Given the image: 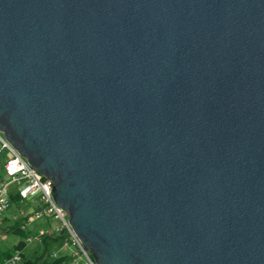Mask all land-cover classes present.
Masks as SVG:
<instances>
[{"label":"water","instance_id":"1","mask_svg":"<svg viewBox=\"0 0 264 264\" xmlns=\"http://www.w3.org/2000/svg\"><path fill=\"white\" fill-rule=\"evenodd\" d=\"M0 132L97 264H264V0H0Z\"/></svg>","mask_w":264,"mask_h":264},{"label":"built area","instance_id":"2","mask_svg":"<svg viewBox=\"0 0 264 264\" xmlns=\"http://www.w3.org/2000/svg\"><path fill=\"white\" fill-rule=\"evenodd\" d=\"M0 143L9 154L4 165L5 178L0 181V221L12 206V194L17 193L21 207L27 208L22 213L26 222L21 227L31 232L27 245L41 244L47 237H59L61 244L53 250L52 258L65 257L67 264H97L71 226L67 213L56 204L52 196L53 183L38 173L1 132ZM36 221H42V227L30 230L29 226ZM21 261L22 254L17 252L4 264H20Z\"/></svg>","mask_w":264,"mask_h":264},{"label":"rangeland","instance_id":"3","mask_svg":"<svg viewBox=\"0 0 264 264\" xmlns=\"http://www.w3.org/2000/svg\"><path fill=\"white\" fill-rule=\"evenodd\" d=\"M9 158V154L6 150L1 148L0 143V181L5 178L4 165ZM10 210L7 212L4 219L0 221V248L3 249H11L15 247L20 241L19 236L14 234V226L16 224L23 225L26 222L24 217L22 216L23 211L26 209L18 206L17 204H11ZM6 218V220H5ZM43 221V220H42ZM42 221H36L29 226L31 229H38L39 226H42ZM52 250H54V246L50 245V249L48 253H43L42 247L39 244H31L27 245L25 251L26 256H22V261L20 264H24L25 260L32 259V264H46L51 260Z\"/></svg>","mask_w":264,"mask_h":264},{"label":"trees","instance_id":"4","mask_svg":"<svg viewBox=\"0 0 264 264\" xmlns=\"http://www.w3.org/2000/svg\"><path fill=\"white\" fill-rule=\"evenodd\" d=\"M11 203L12 204L15 203L18 206H21L20 205V198H19L17 193L12 194ZM5 220H6V218H5ZM24 220H25V218H24ZM21 227H22V225L16 224L14 226V229H13L14 234L19 236V238H20V241L18 242V244L11 249L0 248V264H4L7 260L12 258L17 252H21L23 257L26 256L25 252H23V251H25V249L27 247L26 239L31 232L30 231H24V230H22ZM39 227H42V226H39ZM60 244H61V238H59V237H47L43 243L39 244V246L42 247L43 253L46 254L49 252L50 245H53L54 249H55V248H58L60 246ZM31 260L32 259L25 260L24 264H32ZM46 264H67V262H66L65 257H62L59 259L51 258V260L49 262H47Z\"/></svg>","mask_w":264,"mask_h":264}]
</instances>
